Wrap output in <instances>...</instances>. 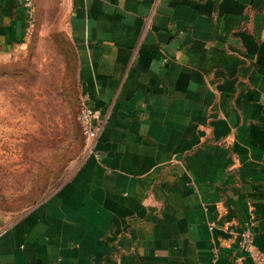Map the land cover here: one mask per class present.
I'll return each mask as SVG.
<instances>
[{
	"label": "crops",
	"instance_id": "1",
	"mask_svg": "<svg viewBox=\"0 0 264 264\" xmlns=\"http://www.w3.org/2000/svg\"><path fill=\"white\" fill-rule=\"evenodd\" d=\"M50 19L103 126L54 191L0 210V264H253L237 233L252 219L264 251V0H0V52Z\"/></svg>",
	"mask_w": 264,
	"mask_h": 264
},
{
	"label": "rangeland",
	"instance_id": "2",
	"mask_svg": "<svg viewBox=\"0 0 264 264\" xmlns=\"http://www.w3.org/2000/svg\"><path fill=\"white\" fill-rule=\"evenodd\" d=\"M48 23L32 21L24 45L0 52V210L10 216L54 191L89 148L72 47Z\"/></svg>",
	"mask_w": 264,
	"mask_h": 264
},
{
	"label": "built area",
	"instance_id": "3",
	"mask_svg": "<svg viewBox=\"0 0 264 264\" xmlns=\"http://www.w3.org/2000/svg\"><path fill=\"white\" fill-rule=\"evenodd\" d=\"M31 5V0H27ZM96 110L85 101H81L78 112V121L82 131L88 141V147H92L94 138L100 132L103 122L98 119ZM95 120V122H94ZM214 223L210 222L209 227H213ZM237 245L245 256L249 257L253 264H264V251L259 249L255 243L254 221L250 219L241 226L237 233Z\"/></svg>",
	"mask_w": 264,
	"mask_h": 264
}]
</instances>
